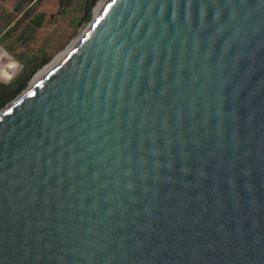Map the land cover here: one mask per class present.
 Segmentation results:
<instances>
[{
	"label": "water",
	"instance_id": "obj_1",
	"mask_svg": "<svg viewBox=\"0 0 264 264\" xmlns=\"http://www.w3.org/2000/svg\"><path fill=\"white\" fill-rule=\"evenodd\" d=\"M0 264H264V0H106L0 107Z\"/></svg>",
	"mask_w": 264,
	"mask_h": 264
},
{
	"label": "rangeland",
	"instance_id": "obj_2",
	"mask_svg": "<svg viewBox=\"0 0 264 264\" xmlns=\"http://www.w3.org/2000/svg\"><path fill=\"white\" fill-rule=\"evenodd\" d=\"M106 0H40L36 10L43 13L41 24L36 28L34 34L24 44L18 43L13 36H7L0 41L11 49L10 55L0 47V80H8L19 68L20 63L16 57L18 53H30L38 46H43L49 53L46 63L52 62L56 56L62 53L68 45L75 40L76 36L85 28L91 19L104 4ZM14 0H0V10L9 11L13 6ZM87 12L89 15L87 16ZM16 62V63H15ZM12 64L13 74L8 79L2 77V70L9 68ZM43 64V65H44ZM44 65V66H45ZM44 66L39 68L43 69ZM38 68V69H39ZM35 70L33 74L38 71ZM39 69V70H40ZM28 79L27 83L32 78ZM33 80V79H32ZM26 83V84H27Z\"/></svg>",
	"mask_w": 264,
	"mask_h": 264
},
{
	"label": "trees",
	"instance_id": "obj_3",
	"mask_svg": "<svg viewBox=\"0 0 264 264\" xmlns=\"http://www.w3.org/2000/svg\"><path fill=\"white\" fill-rule=\"evenodd\" d=\"M39 2L40 0H14L11 10H0V41L12 35L18 43L27 42L41 24L43 13L36 10ZM4 46L10 52L11 47ZM49 56L43 46L36 47L30 53L16 54L20 63L18 70L8 80H0V107L25 87L33 72L47 62Z\"/></svg>",
	"mask_w": 264,
	"mask_h": 264
},
{
	"label": "bare ground",
	"instance_id": "obj_4",
	"mask_svg": "<svg viewBox=\"0 0 264 264\" xmlns=\"http://www.w3.org/2000/svg\"><path fill=\"white\" fill-rule=\"evenodd\" d=\"M0 47H1L3 50H5L1 45H0ZM5 51H6V50H5ZM6 52H7V51H6ZM63 52H64V51H63ZM63 52H62V53H63ZM62 53H60L58 56H56V58H55L53 61H55V60H56V59H57ZM7 54L10 55L8 52H7ZM53 61H52V62H53ZM52 62H49L48 64H46V65L44 66L43 69H42V68H41L40 70L38 69V71L33 75L32 79H33V80L36 79V78H37V77H38V76H39V75H40V74H41V73H42V72H43V71H44V70H45V69H46L51 63H52ZM15 63H16V62H15ZM14 66H16V65H15V64H12L9 68H7V69H3V70H2L3 72L1 73V74H2V77L6 79V78H8L11 74H13L12 71H13V67H14ZM33 80H32V81H33Z\"/></svg>",
	"mask_w": 264,
	"mask_h": 264
}]
</instances>
